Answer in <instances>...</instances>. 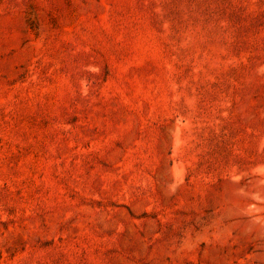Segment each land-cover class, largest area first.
Returning a JSON list of instances; mask_svg holds the SVG:
<instances>
[{
	"label": "rangeland",
	"instance_id": "1",
	"mask_svg": "<svg viewBox=\"0 0 264 264\" xmlns=\"http://www.w3.org/2000/svg\"><path fill=\"white\" fill-rule=\"evenodd\" d=\"M0 264H264V0H0Z\"/></svg>",
	"mask_w": 264,
	"mask_h": 264
}]
</instances>
